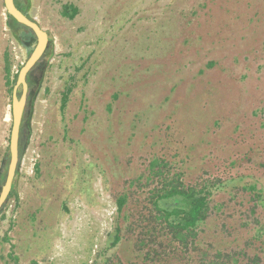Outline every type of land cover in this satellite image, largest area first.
Here are the masks:
<instances>
[{
	"label": "rangeland",
	"instance_id": "obj_1",
	"mask_svg": "<svg viewBox=\"0 0 264 264\" xmlns=\"http://www.w3.org/2000/svg\"><path fill=\"white\" fill-rule=\"evenodd\" d=\"M27 14L50 42L31 75L17 197L0 211V264H264V0H30ZM7 22L0 0V178L6 70L13 80L36 45ZM173 174L212 184L185 249L153 205Z\"/></svg>",
	"mask_w": 264,
	"mask_h": 264
},
{
	"label": "trees",
	"instance_id": "obj_2",
	"mask_svg": "<svg viewBox=\"0 0 264 264\" xmlns=\"http://www.w3.org/2000/svg\"><path fill=\"white\" fill-rule=\"evenodd\" d=\"M16 6L24 13L27 14L30 8V0H14ZM79 13V9L71 4H66L63 6L62 15L67 17L68 19H74ZM8 16V26L12 31L14 38L22 45L28 46L31 45V41L33 38L36 39L33 31L20 23H18L14 18ZM7 62L9 63V56L6 57ZM38 65V64H37ZM37 67V66H36ZM34 70V69H33ZM33 70L30 72L27 78L28 82V97H27V106L25 108L23 121L21 125L20 131V141H19V165L17 173H19L20 163L24 156L27 144L29 142L30 129L27 127V108L30 106L31 99L34 94H36V89H38V85L35 81L32 80L31 75ZM7 74L10 79L11 84H15L17 80V76L15 75L13 80H11V72L10 69L7 68ZM72 89L68 88L66 93H64V97L62 99L61 111L65 112L68 102H69V94ZM22 93V88L19 89V96ZM28 130V131H27ZM155 167H163V164L156 162L152 166L153 173L156 174ZM166 167V166H164ZM162 169L157 172V175H163ZM173 178L167 177L165 179L164 187L154 193V201L153 205L155 211L158 213L156 215V219L163 223L165 229L168 230V236L170 244L178 243L180 247L185 249L188 247L189 239L194 237L197 233V229L199 226L204 224L207 219L208 211H209V199L212 195V184L205 183L201 187H192L185 186L182 182L181 174H173ZM6 177L1 175V181L6 180ZM251 188L254 189V186ZM255 190V189H254ZM16 196L17 192L15 191V187L13 186L10 197ZM164 200H169V205L163 207L160 202ZM127 203V197L122 195L118 198V210L123 211ZM119 232V229L117 230ZM120 241V237L116 236L114 245H116ZM218 256L221 257L219 253ZM230 257H226L228 259ZM231 261L229 264H237L238 260L236 258H230ZM258 258H255L254 261H257ZM37 264V263H34ZM211 264H228L227 262H211Z\"/></svg>",
	"mask_w": 264,
	"mask_h": 264
},
{
	"label": "water",
	"instance_id": "obj_3",
	"mask_svg": "<svg viewBox=\"0 0 264 264\" xmlns=\"http://www.w3.org/2000/svg\"><path fill=\"white\" fill-rule=\"evenodd\" d=\"M7 14L14 18L21 25L31 29L36 37V45L25 64L21 67L16 84L13 88V101H12V129L10 136V159L7 169V176L5 183L0 193V211L8 201L13 189V183L17 174L19 165V141L20 131L23 121L25 108L27 105L28 97V82L27 78L30 72L37 66L42 57L45 55L48 48L50 39L49 34L46 32L40 24L30 18L28 14L22 12L15 4L14 0H3ZM22 88V93L19 96V89Z\"/></svg>",
	"mask_w": 264,
	"mask_h": 264
}]
</instances>
